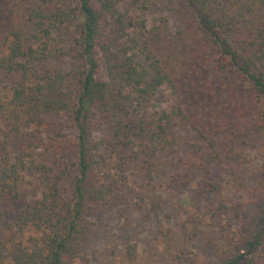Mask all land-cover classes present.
Instances as JSON below:
<instances>
[{
	"label": "trees",
	"instance_id": "1",
	"mask_svg": "<svg viewBox=\"0 0 264 264\" xmlns=\"http://www.w3.org/2000/svg\"><path fill=\"white\" fill-rule=\"evenodd\" d=\"M168 1L180 24L141 18V32L123 4L144 14L151 0H1L0 264H85L87 215L122 201L125 159L133 152L152 178V158L181 150L180 127L191 141L172 160L175 180L212 191L248 139L264 146V0ZM162 87L171 107L130 133L128 104L144 108ZM254 182L259 228L221 235L215 264L263 258L264 161Z\"/></svg>",
	"mask_w": 264,
	"mask_h": 264
},
{
	"label": "rangeland",
	"instance_id": "2",
	"mask_svg": "<svg viewBox=\"0 0 264 264\" xmlns=\"http://www.w3.org/2000/svg\"><path fill=\"white\" fill-rule=\"evenodd\" d=\"M151 1V7L144 14L123 4V9H129L127 17L134 23L130 31L143 32L145 29L139 28L141 18L146 19V27L150 28L153 19L160 15L168 16L173 28L180 24V16L168 10V0ZM174 5L187 10L183 0H174ZM172 103V96L165 87L160 88L144 108L129 103L127 119L132 121V127L128 131L136 130L135 123L148 119L154 111L169 109ZM61 122L68 130V118L63 117ZM186 130L180 127L183 143L177 152L186 149L191 141V133ZM97 138L106 141L110 131L100 132ZM249 140L241 147L246 157L244 162H232L226 168L215 169L213 180L220 182L219 191L176 181L171 163L177 152L158 153L152 158V178L144 172L146 163L142 167L140 160L133 159L132 152L123 165L127 185L122 201L99 206L87 215L88 231L81 246L85 264H215L225 247L221 235L225 237L235 229L245 238L251 237L259 228L263 209V203L254 202L251 190L264 161V146L257 137ZM76 174V168L69 170L64 181L67 188ZM233 205L240 210L238 218L231 208ZM4 224L5 220H0V234ZM129 244L136 245L132 260L127 259ZM259 254L263 258L258 263L264 264V253Z\"/></svg>",
	"mask_w": 264,
	"mask_h": 264
}]
</instances>
